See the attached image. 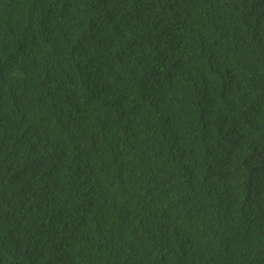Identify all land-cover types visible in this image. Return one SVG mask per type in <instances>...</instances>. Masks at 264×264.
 I'll use <instances>...</instances> for the list:
<instances>
[{"label":"trees","instance_id":"trees-1","mask_svg":"<svg viewBox=\"0 0 264 264\" xmlns=\"http://www.w3.org/2000/svg\"><path fill=\"white\" fill-rule=\"evenodd\" d=\"M0 264H264V0H0Z\"/></svg>","mask_w":264,"mask_h":264}]
</instances>
